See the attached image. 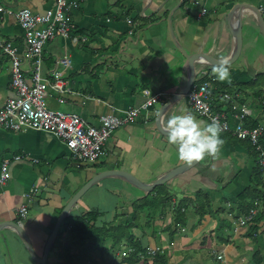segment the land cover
Wrapping results in <instances>:
<instances>
[{
  "label": "crops",
  "instance_id": "obj_1",
  "mask_svg": "<svg viewBox=\"0 0 264 264\" xmlns=\"http://www.w3.org/2000/svg\"><path fill=\"white\" fill-rule=\"evenodd\" d=\"M56 1L0 0V6L14 10L31 8L42 13L51 9ZM77 1L81 4L71 9L70 14L80 33L90 40L88 43L71 45V41L60 37L46 44L45 69L59 57L66 58L71 66L62 74L74 91L66 96L65 102H60L57 99L59 96L51 90L46 98L56 96L57 101L51 104L47 102L51 109L60 110L55 109L59 106L63 108L61 111L78 113L95 125L101 115L113 113L124 116L131 108H137L136 104L145 100L144 90L150 88L168 93V97L160 104V111L167 100L179 92L176 90L178 82H186V76L185 79L183 77L186 59L172 39L169 18L180 43L196 56L194 71L200 65L199 73L213 72L210 67L216 66L212 62L221 61L232 52L233 38L228 16L239 4L240 13H236V17L247 14L246 18L240 19L241 50L233 63L226 65L230 71V82L218 80L213 87V99L219 110L222 106L228 110L231 98L225 100L224 93L234 95L236 90H240L241 96H245L246 90L250 88L251 92L260 89L252 84L256 83L257 75L264 73V52L261 57H254L251 45L258 43L257 26L250 19L248 7L244 9L242 6L252 4L260 8L264 6V0ZM210 7H214L210 14L197 16L202 8ZM0 34L14 41L25 74L30 76L31 61L27 56L20 24L13 18L5 19L1 11ZM208 40L214 43L210 48L207 47ZM68 45L77 46V49L70 51ZM174 46L183 59V74H178L173 83H162L167 71L180 62L175 56H170V49ZM95 73L99 78L93 77ZM82 74L84 76L80 77ZM11 79L10 61L0 54V109L11 94ZM255 101L253 96L252 104ZM185 113L196 117L185 99L170 105L160 124L159 112L150 111L144 115L140 111L133 122L115 131L105 147V153L92 164L75 161L66 144L51 133L29 127L17 132L0 127V167L3 160H11V178L0 188V223H12L0 229V264H38L16 228L19 226L24 231L35 254L43 258L45 246L56 231L63 209L98 173L122 170L150 184L172 169L188 163L178 158L175 147L168 143L167 135L159 128L160 125L164 130L172 115ZM248 122L253 124L252 120ZM203 125L206 123L203 122ZM253 155L246 142L231 138L223 143L215 157L206 156L166 182L169 190H174L182 197H192L197 191L205 193L202 198L204 210L201 211L206 215L210 212L214 217L212 220L205 219L203 223L191 218L188 222L194 231L187 227L172 236L170 230L163 234L164 223L161 221L164 215L158 218L160 214L156 211L152 217L155 224L160 226L157 227L159 240H151L153 236L147 232L146 219L144 223L133 221V206L141 198L138 191L133 190L136 187L116 175L104 178L86 192L62 220L47 264H56L63 251L70 257L78 256L74 264H91L89 260L82 259L86 255L88 259H96L99 264H123L121 259L125 254V238L120 243L123 250L117 251L121 256L113 258L108 252V245L113 247V238L103 228L120 225L124 229L133 224L135 227L130 228L131 233L143 247L152 244L166 249L168 257L163 264H219L216 252L223 251L226 255L224 264H254L253 259L258 251H261L264 264V235L261 231L253 236L239 234L234 240L237 236L231 234L232 227L221 222V218L227 217L228 203L236 201L250 185L256 168ZM18 156L19 160L14 159ZM28 193L31 194L28 196ZM94 195L99 197L97 203L93 202ZM119 200L125 205L117 204ZM22 205L28 208L24 218L16 213ZM224 209L227 210L226 214L220 215L219 212ZM162 211L166 212L165 206ZM75 224L80 226L73 239L71 230ZM226 232L230 233L229 238L225 237ZM117 237L118 241L122 240V236ZM244 245L252 247V250L249 253L244 251Z\"/></svg>",
  "mask_w": 264,
  "mask_h": 264
},
{
  "label": "built area",
  "instance_id": "obj_2",
  "mask_svg": "<svg viewBox=\"0 0 264 264\" xmlns=\"http://www.w3.org/2000/svg\"><path fill=\"white\" fill-rule=\"evenodd\" d=\"M72 6H76V2L58 0L57 6L44 14L34 13L30 9H24L17 14L18 20L24 28V43L28 50L27 56L31 61L30 76L25 74L17 48L12 42L0 38V50L9 56L12 74L11 94L0 109V127L11 131L29 127L51 133L66 144L75 161L90 164L101 158L110 137L122 125L133 122L139 115L140 109L132 108L124 116L104 114L98 118L95 125H92L78 113L54 110L48 107L46 99L48 90L56 92L60 102H65L66 95L74 93L62 74L65 69L71 66V62L66 58L59 57L57 60V64L61 68L56 66L46 71L43 70V54L46 43L60 37L72 38L74 42H78L81 38L75 35L76 25L68 14ZM205 12L206 9L202 11V14ZM205 74L203 72L201 78ZM211 79L215 80V77L212 76ZM210 87L211 84L206 81L193 84L188 95L189 105L200 117L207 118L211 122L215 119L219 121L223 129H227L228 125L222 122L225 113L214 110ZM147 97V101L142 106L144 109L154 105L160 95H155V97L147 95ZM226 97L229 98L228 95ZM263 131V128L243 130L240 126L234 129L239 137H249L253 144L257 145V149L262 151V155H264V150L259 144V140ZM260 163H264V156L260 157ZM9 164V159L2 161L0 187L4 186L10 178ZM31 193H28V196ZM16 213L19 217H26L27 206L22 205L16 210ZM244 220L245 218L241 217L239 225L243 224ZM151 253L155 254V251L151 250Z\"/></svg>",
  "mask_w": 264,
  "mask_h": 264
},
{
  "label": "clouds",
  "instance_id": "obj_3",
  "mask_svg": "<svg viewBox=\"0 0 264 264\" xmlns=\"http://www.w3.org/2000/svg\"><path fill=\"white\" fill-rule=\"evenodd\" d=\"M68 1L69 2H76V6H72L69 9V12H68L72 22L76 25V23L72 19V16L70 14V10L75 8V7H78L81 3H80V1H77V0H68ZM240 5L241 4H239V6ZM247 5L253 6L264 17V6H261L259 8V6L256 7V6L252 5V4H246V6ZM56 6H57V2H56L55 7ZM54 8H51V9H54ZM242 8H244V7H242ZM51 9H48V10H51ZM227 9H229V8H227ZM244 9H247V8H244ZM22 10H23V7L14 10V9H11L10 7L5 8L3 6H0V11L3 14V17L5 19H8L9 17H11V18L15 19L18 22H19V20H18L19 18L17 17V14L19 12H21ZM30 10L32 12H34V13H39V14H44V13L48 12V10H47L45 12L40 13V12L35 11V10L31 9V8H30ZM203 10H204V8H202L201 11L197 14L198 17H203L204 16V14H202ZM247 11H249V13H250V17H251L250 19L253 20V22L256 24L257 28L262 33V31L259 28L256 20L254 19V17H252V13H251L250 9H248ZM238 13H240V12H238ZM220 14H221V16L224 15L223 13H220ZM24 15H27V13H24ZM243 15H244V17H242V16L240 18L237 17L239 21H240V19L246 18L247 14H243ZM19 24H20V27L22 29V33H23L22 37H23V35H24L23 29L24 28L21 26L20 22H19ZM169 27H170V25H169ZM79 31L80 30H79L78 26L76 25V33H75V35L81 37L78 42H74L72 38H65V39H67L68 41H71V43L74 44V45H76L77 43H80V42L88 43L87 36L81 34ZM173 31H174V29H173ZM240 31H241V23H240ZM174 34H175V32H174ZM175 37H176V34H175ZM240 37H241V33H240ZM82 39H86V40L83 41ZM3 40L12 42L14 47H16V45H15L13 40L7 39V38L3 39ZM177 40H178V38H177ZM173 41H174V39H173ZM179 43H180V41H179ZM175 45L177 46L176 42H175ZM251 47H252V50L254 52V57L255 56L261 57L263 55L264 51L259 49L256 43H252ZM178 49H179V47H178ZM240 50H241V44H240ZM186 51H187V49H186ZM180 52H181V50H180ZM187 53L190 54L188 51H187ZM239 53H240V51H239ZM0 54L5 55L9 59L8 54H6L4 51L0 50ZM181 54H182V52H181ZM190 55H193V54H190ZM228 57H226L225 59H227ZM45 59L46 58H45V47H44V54H43V70L44 71H46V69H45L46 68ZM225 59H223V60H225ZM57 60H56V62H54L51 65H49V67H47V70H49L50 68L58 66ZM223 60H221V61H223ZM9 61H10V59H9ZM10 65H11V63H10ZM58 67H60V66H58ZM204 72L206 74H205L204 77L201 78V73H199V76H196V73L194 71V79H193L192 85L190 87V90L188 92V95L191 92V88L193 87V84L198 83V82L202 83V82L206 81V82H209L211 84L210 95L213 98V87L218 82V80L221 81V82H224V81L230 82V71H229V68L226 66V62H221L220 65L214 67L213 68V72L214 73L213 72H209V71H204ZM184 76H186V84H187L186 70H185V75ZM212 76L215 77V80L211 79ZM241 83H244V82H241ZM186 84H185V86H186ZM252 85L254 87H257V88H260V89L255 91V92H251V88H250L249 90H246V94L247 95H245V96H241V91L240 90H236V94H234V95H230L229 93H224V99L225 100H228V99L231 98L230 108L228 110H227V108H223V106H222V109L219 110L218 109L219 106H217V103L213 99V104L212 105L214 107V110L216 112H219V113H225V117H224L222 122L223 123L225 122V124L228 125L227 129H223L222 125L219 123V121L213 119L212 122H211L209 119L202 118L196 112H194L192 110V108L190 107V105H189L188 95L185 98H182V99L178 100V101H180V100H184L185 99L186 100V104L189 107L190 111L193 114H195L196 117H198L201 120V121L198 120L191 113H185V114H182V115H172L168 119L166 127L164 128V130L167 133V141H168V143L170 145L175 147L177 155H178V158L180 160L188 162L189 164H192L193 162H199V161L204 160L206 156L215 157L218 154L221 146L223 145V140L221 139V135L220 134H221V132L227 133V134H229L232 137V139H236V140H240V141L245 140L248 143V145L251 147V150L253 151V154H254L253 155V159H254V163H255V167H256L254 170L258 171V177L261 176V178L263 180L262 187L264 186V163L263 164L260 163V157L264 156V155H262V151L257 149V145L253 144V142L250 140L249 137H247V138L246 137H239L238 134L236 132H234V129L235 128L237 129L239 126L243 130H254L256 128H263L264 129V73L257 75L256 83L252 84ZM185 86H184V88H185ZM238 86H241V85L238 84ZM182 90H180L179 92H181ZM148 92H149V94H148ZM179 92H177L174 95H172L167 100V103H168L169 100H171ZM144 95H145V100L139 106H136L137 108L140 109V111L144 115L149 114L150 111L159 112L161 102L168 97V93L166 91H156V92H154L151 89L144 90ZM147 95H149L151 97H155V95H160V97H159L158 101L154 105H152L151 107H149L147 109H144V108H142V106L148 99ZM226 95H228L229 98L226 97ZM253 96L256 98V101L254 102V104H252ZM178 101H176L175 103H177ZM6 102H7V100H6ZM5 103H4V105H5ZM108 114H113V113H108ZM249 120L253 121L252 125H250V123L248 122ZM203 122L206 123V125H203ZM254 124H258V125H254ZM9 131H11V130H9ZM259 144L262 146V148L264 150V131H263L262 136H260ZM10 162H11V160H10ZM90 164H92V163H90ZM0 171H1V167H0ZM9 172L11 174L10 164H9ZM252 176H253V174H252ZM10 178H11V176H10ZM250 184H251V182H250ZM194 194L203 195V197L205 196V193L203 194L202 191H197ZM257 200H258L257 201V206L255 208H252V211L249 214H242L238 218H234L233 213L229 214V217H232L233 220H234V223H233V226H232V230L234 231V233H231V234H234V235H236V234L237 235H239V234H247V232H248L247 230L250 229V228L252 229L255 226L256 215H261L262 213L264 214V204H263V202L261 200H259V199H257ZM228 213H229V211H228ZM241 217H244L245 220H244L243 224L239 225V219ZM170 222L171 221H168V222L165 221L164 227L162 229L163 234L165 233V231H168V228L165 227V226L167 224H169ZM187 227H188V230H190V231H192V230L194 231L195 230V229H193V227H190V222H188L187 226L185 228L181 229L180 231L186 230ZM260 227H261V232H263L264 231V221L262 222V225ZM129 232L131 233V230H129ZM178 233H179V231H177L175 234H178ZM132 235H134V234H132ZM254 235H257V234H254ZM154 239L155 238H151V240H154ZM147 248H148V251L145 254H141L140 255L142 263H144V261H149L150 262L152 260V256H155L158 253H160L162 255V254H165L167 252L165 248L163 249L162 247L154 246L152 244H151V246H147ZM126 249L128 250L127 252H125V254H127V255H129V252L130 253L134 252L133 249H128L127 247H126ZM151 250L155 251V254L151 253ZM125 254L123 256H125ZM216 254H217L216 255V259H217L218 262H220L219 264H224L225 263V258H226L225 251L220 252V253L216 252ZM143 255H146L148 257V259H142Z\"/></svg>",
  "mask_w": 264,
  "mask_h": 264
},
{
  "label": "trees",
  "instance_id": "obj_4",
  "mask_svg": "<svg viewBox=\"0 0 264 264\" xmlns=\"http://www.w3.org/2000/svg\"><path fill=\"white\" fill-rule=\"evenodd\" d=\"M211 1L213 2V0ZM204 9H206V12L204 13L205 16L208 15V13L211 12V10L213 11L214 7L204 8ZM254 125H258V124H254ZM220 135H221V139L223 140V143H225L227 140H230L232 138L227 133L221 132ZM249 148L251 149L250 146ZM251 180L252 181L250 186L240 194V196L236 199V201L228 203L227 206L229 207V213H227V217H225L224 219L221 218L222 224L223 222H225L224 224L227 225L229 228L232 227L234 223L233 218L229 217V214L233 213L234 218H238L242 214H249L252 211V208H255L257 206V201H258L257 199L261 200L264 204V191H263L264 186L262 187V189L259 188V184L261 186L263 185V180L261 176L258 177L257 170H254ZM143 194L144 196L141 197V200L139 199L140 202H138L137 204L135 202L133 206L135 213L134 218L137 217L138 218L137 221L140 223L144 222L143 219L147 220L146 222L147 232L153 236L152 238H155L154 240L156 239L159 240L160 238L158 237L159 229L157 228V227L160 228V226L155 224V219H153L152 217V214L156 213V211L159 212L157 214H160L158 218H162V214H163L164 215L163 220H165L166 222L171 221L165 227H167L168 230L171 231L172 236L177 231H180L181 229L185 228L187 226L188 221L191 218H196L201 223H203L205 219H208L206 213L201 211V209L204 210V208L202 205V201L199 200L200 195L198 194H193L192 197H182L178 195L174 190H169L167 183L156 187L154 191L151 193L148 194L143 193ZM145 195L147 197L149 196V199L148 198L146 199ZM164 206L166 207V212L162 211ZM191 207L193 208V210H191L192 209ZM263 221H264V214L262 213L257 218H255V226L252 229L250 228L247 230L248 235L253 236L254 234H259V232L261 231L260 226L262 225ZM79 226L80 225L75 224L73 226L74 228L71 230V232L73 233V239H75L74 233L75 231L78 230ZM120 231L122 233L117 235ZM120 231H117L115 227H112L109 236L113 238V244H112L113 246H117V245L119 246L120 243H122V241L125 238V241L123 242L125 243V249L127 247L128 249L134 250V252L132 253L129 252V255L125 257L124 259V262H126L125 264H163L165 258L168 257L167 252L162 255L158 253L155 256H152V260L150 262L144 261V263H142L140 255L145 254L148 251V248L143 247L142 243H140L136 239V237L129 232V230H127L126 232L124 229H121ZM262 233L264 235V231ZM117 236H122V240L118 241ZM127 251L128 250L126 249L125 252ZM72 257L69 258L67 263L71 261ZM87 257L88 255L82 257V259L89 260L91 264H99L96 259H88ZM89 257L91 258V256ZM253 260H254V264H263V259L261 258V251H258V253L254 256Z\"/></svg>",
  "mask_w": 264,
  "mask_h": 264
},
{
  "label": "water",
  "instance_id": "obj_5",
  "mask_svg": "<svg viewBox=\"0 0 264 264\" xmlns=\"http://www.w3.org/2000/svg\"><path fill=\"white\" fill-rule=\"evenodd\" d=\"M242 7H244V8L248 7V9H250V11L252 13V17H254V19L256 20L259 28L261 29V31L264 35V17L262 16V14L257 9H255L253 6L247 5V7H246V5H243ZM235 9L236 10L231 11L229 16H228V24H229V28H230L232 38H233L232 52H231L230 56L223 61H213L212 65H214V66L220 65L221 62H226V65H228V64L232 63L237 58V56L239 54L240 44H241V37H240L241 31H240V21L238 20V18L236 17L235 14L238 13L240 6L238 8H235ZM168 22L170 25V33L172 35V38L174 39L177 46L181 50L182 54L186 58L185 70H186V74H187V84L181 92L176 94L171 100L168 101V103H166L161 108V110L159 111V114H158V123L159 124H160V121L162 120V118L167 113L168 107L170 105L174 104L179 99L185 98L188 95V92L190 90V87H191L193 79H194L193 63H194V59L196 58L195 55L188 54L186 49L179 43V41L175 37L174 31L172 28L171 18H169ZM159 128L164 132V134L167 135V133L162 129L163 127H161L159 125ZM197 163L198 162H193L192 164L186 163L182 167L172 169L171 171L166 173L163 177H160L159 179H157L156 181H154L153 183H150V184L149 183H147V184L143 183L138 178H136L134 175L127 173L126 171H122V170H111V171H105L102 173H98L96 176H94L90 181H88L74 195V197L68 202V204L63 209V211L59 217L58 223L55 227L56 231L52 233L50 240L48 241V243L45 246L43 258L37 257V255L35 254L34 247H33L32 243L26 237L24 231L19 229V226L16 228L17 229L16 231L18 232L21 239H23L26 242L27 248H28L29 253L32 256V258L38 264H46L48 261V255L50 253L51 246L53 244V241L56 238L55 236L57 234V230L59 229V226L61 225L62 220H64V218L66 217L68 212L72 209V207L78 203L80 198L83 197L85 195V193L88 192L94 185H96L97 182L99 183L101 180H104V178H108L111 175H114V176L116 175L117 177L122 178L125 181L129 182L131 185H134L135 187H137V188H139V189H141L147 193H151L156 187L165 184L166 182L170 181L175 176L179 175L182 172H185L188 168L196 165ZM5 224H12V223H0V229L3 230L5 227H8V225H5ZM14 224L18 225L17 223H14Z\"/></svg>",
  "mask_w": 264,
  "mask_h": 264
},
{
  "label": "rangeland",
  "instance_id": "obj_6",
  "mask_svg": "<svg viewBox=\"0 0 264 264\" xmlns=\"http://www.w3.org/2000/svg\"><path fill=\"white\" fill-rule=\"evenodd\" d=\"M57 2V1H56ZM56 5V4H55ZM55 5L52 7V8H54L55 7ZM242 17H244V15H242ZM9 18H11V17H9ZM218 24V23H217ZM202 32V31H201ZM256 34H257V36H258V48L259 49H261L262 51H264V36L262 35V33L260 32V30L257 28V31H256ZM209 37H211V36H209ZM208 37V38H209ZM0 38L1 39H6L7 37H5L4 35H1L0 34ZM89 40H90V38L89 37H87ZM71 45H73V44H71ZM71 45H68L69 46V49H70V51H75L76 49H77V46L76 47H72ZM214 45V43H213V41L212 40H208V43H207V47H212ZM61 47H63V46H61ZM211 52H215V50L214 51H211ZM211 52H210V55H211ZM170 56H175V58H178L179 59V63H175V65H173V67H171L170 69H169V71H167V73H166V75H164V77H165V80L162 82V83H167V82H171V83H173V81L175 80V78H176V76L178 75V74H180V73H182L183 74V71H182V69H181V64H182V56H180V54H179V51L177 50V48H176V46H174V47H172L171 49H170ZM183 65H184V63H183ZM182 65V66H183ZM104 66V65H103ZM201 67L202 66H200V65H198L197 66V68H196V70H195V73H196V76H199V70L201 69ZM96 68L99 70V65H97L96 66ZM210 68H214V67H210ZM101 70V69H100ZM87 71H88V69H87ZM86 73V72H85ZM84 76V74H82V75H80V77H83ZM93 77H96V78H99V76L95 73L94 75H93ZM183 77H184V79H185V76L183 75ZM250 82H252V81H250ZM98 83H100V81L98 82ZM180 83V84H179ZM199 83V82H198ZM185 84H186V82H178V87H176V85H175V87H176V90H178V91H180V90H182L183 88H184V86H185ZM147 89H150V88H147ZM152 90V89H151ZM153 91V90H152ZM49 92H52L51 90H48V93ZM154 92H156V91H154ZM47 99V102L49 103V104H51V103H54V102H56L57 103V101H56V96H54V97H50V96H48V98H46ZM58 99V98H57ZM140 105V103H138V104H136V106H139ZM55 109H60V110H63V108H60L59 106L58 107H55ZM242 141H244V142H246L245 140H242ZM247 143V142H246ZM248 144V143H247ZM131 187H133V186H131ZM259 188H262V186L259 184ZM133 190H134V192H136V191H138V194H140L141 195V197H143L144 196V194L142 195V193H140L141 191V189H138L137 187L136 188H134L133 187ZM145 198L147 199H149V196L147 197L146 195H145ZM150 198H152V197H150ZM202 198H203V195H200L199 196V200L200 201H202ZM118 199H119V197H118ZM139 199V198H138ZM140 200H141V198H140ZM140 200H138L137 202H136V204L138 203V202H140ZM99 201V197H98V195H94L93 196V202L94 203H97ZM120 203V206H124L125 204L123 203V202H120V200L118 201V203L117 204H119ZM221 207V206H220ZM214 209V208H213ZM191 210H193V209H191ZM214 210H216V209H214ZM226 212H227V210L226 209H224V210H221L220 212H219V214L220 215H224V214H226ZM133 214L135 215V213H134V210H133ZM152 215H154V214H152ZM259 215H256V218L258 217ZM207 217L208 218H210L211 220H212V218L214 217L210 212H208V215H207ZM134 218V217H133ZM138 220V218L137 217H135L134 219H133V221H137ZM143 221H145V219H143ZM162 223H164L165 224V221L164 220H162L161 221ZM142 223V222H141ZM135 227V224H133L132 226L131 225H128L126 228L124 227V230H130V228H134ZM111 228H112V226H109V229H107V227H104L103 228V230H105L108 234L110 233V230H111ZM115 229L117 230V231H120L121 230V226L120 225H116L115 226ZM120 233H122L121 231L117 234V235H119ZM231 233H234V231L231 229ZM225 237L226 238H229V235H230V233L229 232H226L225 234ZM236 236H237V234H236ZM238 238V236L237 237H235L234 238V240H236ZM232 240H233V238H232ZM241 244H242V242H241ZM243 245V244H242ZM243 248H244V251H246V252H250L251 250H252V247H250V246H248V245H244L243 246ZM118 249L120 250V251H122L123 249L121 248V244L118 246H113V247H111L110 245H108V252L113 256V258H119V256H121V254H118L117 253V251H118ZM73 257H72V259H71V261H72V263L71 264H74L76 261H77V258H76V256L75 255H72ZM127 256V254H125V256L121 259V262L123 263V264H125L126 262H124V259H125V257ZM69 257H70V255L69 254H66V252L65 251H63V252H61V254L59 255V257L57 258V260H56V264H66L67 263V261L69 260ZM143 258L142 259H148V257L146 256V255H143L142 256ZM70 262V261H69ZM69 264V263H68Z\"/></svg>",
  "mask_w": 264,
  "mask_h": 264
},
{
  "label": "flooded vegetation",
  "instance_id": "obj_7",
  "mask_svg": "<svg viewBox=\"0 0 264 264\" xmlns=\"http://www.w3.org/2000/svg\"><path fill=\"white\" fill-rule=\"evenodd\" d=\"M140 193H142V195H143V193L148 194L147 192H145V191H143V190H142V192H140ZM144 222H145V221H144ZM144 222H143V223H144ZM137 240H138V239H137ZM138 241H139V240H138ZM139 242H140V241H139ZM140 243H141V242H140Z\"/></svg>",
  "mask_w": 264,
  "mask_h": 264
},
{
  "label": "bare ground",
  "instance_id": "obj_8",
  "mask_svg": "<svg viewBox=\"0 0 264 264\" xmlns=\"http://www.w3.org/2000/svg\"><path fill=\"white\" fill-rule=\"evenodd\" d=\"M24 9H29V8H23V10H24ZM15 158H16V157H15ZM15 158H14V159H15ZM19 159H20V157H18L16 160H19Z\"/></svg>",
  "mask_w": 264,
  "mask_h": 264
}]
</instances>
